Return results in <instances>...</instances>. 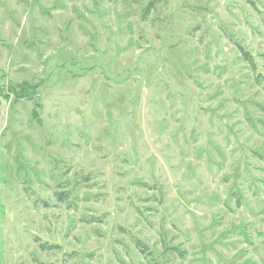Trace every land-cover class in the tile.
Instances as JSON below:
<instances>
[{
    "label": "rangeland",
    "instance_id": "rangeland-1",
    "mask_svg": "<svg viewBox=\"0 0 264 264\" xmlns=\"http://www.w3.org/2000/svg\"><path fill=\"white\" fill-rule=\"evenodd\" d=\"M0 264H264V0H0Z\"/></svg>",
    "mask_w": 264,
    "mask_h": 264
},
{
    "label": "trees",
    "instance_id": "trees-1",
    "mask_svg": "<svg viewBox=\"0 0 264 264\" xmlns=\"http://www.w3.org/2000/svg\"><path fill=\"white\" fill-rule=\"evenodd\" d=\"M152 6H153V4L151 3L149 5V9ZM239 47H240V51L243 54L245 60L247 62H249V64L253 67V70H255L256 68H255V65H254V62H253V59H252V56L250 55V53L248 51H246L242 46H239ZM56 195H57V197H58V199H59L60 202H64L65 203L69 199V194L66 193V192L57 193ZM135 245L137 246V248L140 250L141 253L145 254V249L147 248V246L144 243H142L139 240H135ZM46 247H47L46 244H42L41 245V248L42 249H47ZM179 253H180V255L182 257H184L185 252H179Z\"/></svg>",
    "mask_w": 264,
    "mask_h": 264
}]
</instances>
